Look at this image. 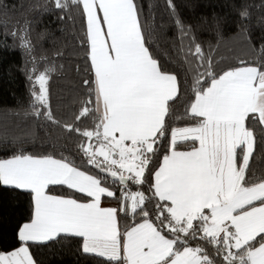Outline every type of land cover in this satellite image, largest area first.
<instances>
[{"label":"snow or ice","instance_id":"1","mask_svg":"<svg viewBox=\"0 0 264 264\" xmlns=\"http://www.w3.org/2000/svg\"><path fill=\"white\" fill-rule=\"evenodd\" d=\"M71 4L85 20L91 76L83 81L89 99L74 122L62 126L82 138L81 162L24 153L0 159V187L28 192L32 200L30 220L15 233L18 246L0 252V264H34L29 243L60 234L81 238L84 253L108 264H264V178L246 179L256 140L248 125L264 126V70L241 66L217 75L201 45L190 41L185 55L194 99L183 116L196 123L169 131L180 84L146 46L136 0ZM166 4L183 51L189 30L172 0ZM55 7L68 5L55 0ZM241 36L250 41L243 30ZM20 38L27 48V36ZM48 71L29 77L33 113L59 125L49 105ZM86 117L93 127H77ZM165 139L167 151L152 171ZM188 141L190 151L177 150ZM146 173L150 195L130 191L147 182ZM54 186L83 199L52 195ZM103 198L118 200V207H103ZM120 213L133 219L124 232Z\"/></svg>","mask_w":264,"mask_h":264},{"label":"trees","instance_id":"2","mask_svg":"<svg viewBox=\"0 0 264 264\" xmlns=\"http://www.w3.org/2000/svg\"><path fill=\"white\" fill-rule=\"evenodd\" d=\"M62 2L68 7L56 8L55 0H0V159L24 153L68 157L80 165L78 145L82 138L76 133L70 134L62 125L73 123L82 108V101L89 99L83 81L91 76L90 60L82 10L72 5L71 0ZM172 2L185 29L189 30L183 51L175 17L166 0H136L146 46L165 72L177 75L180 84L179 99L173 105V115L168 118L169 131L196 123L183 116L185 107L194 99L191 92L194 73L185 55L190 41L201 45L206 58H211L217 75L241 66L264 70V56L261 55L264 0ZM242 12H247V17L242 19ZM242 30L250 41L241 36ZM22 36H27V48L22 46ZM45 70H49L50 109L59 125L33 113L29 77L34 78ZM75 123L80 129H91L93 118L86 117ZM248 126L256 138L246 172V179L251 183L264 178V127L258 124ZM167 146L168 140L165 139L151 165L152 171L158 168ZM192 147V141L181 142L177 150L190 151ZM240 155L242 152L238 150ZM146 176L147 182L143 186L130 185L129 190L150 195L148 187L152 175L146 173ZM116 190L119 196L118 188ZM50 194L83 199L82 194L61 186H54ZM102 202L118 207L116 199L103 198ZM31 215L30 193L0 187V252L6 253L18 246L15 239L17 227L28 222ZM118 223L119 230L124 232L133 219L120 213ZM29 248L34 264H108L106 258L84 253L81 238L66 234L46 242H30Z\"/></svg>","mask_w":264,"mask_h":264},{"label":"crops","instance_id":"3","mask_svg":"<svg viewBox=\"0 0 264 264\" xmlns=\"http://www.w3.org/2000/svg\"><path fill=\"white\" fill-rule=\"evenodd\" d=\"M263 127H264V126H263ZM196 143H197V147H198V146H199V145H198V142H196ZM102 206H103V207H115V206L112 205V204H106V203H103V202H102ZM90 254H92V253H90ZM94 255H95V254H94Z\"/></svg>","mask_w":264,"mask_h":264},{"label":"rangeland","instance_id":"4","mask_svg":"<svg viewBox=\"0 0 264 264\" xmlns=\"http://www.w3.org/2000/svg\"><path fill=\"white\" fill-rule=\"evenodd\" d=\"M46 242V241H45Z\"/></svg>","mask_w":264,"mask_h":264}]
</instances>
